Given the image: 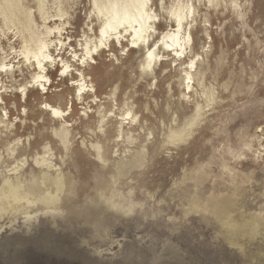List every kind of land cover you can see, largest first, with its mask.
I'll use <instances>...</instances> for the list:
<instances>
[{
  "label": "rangeland",
  "instance_id": "rangeland-1",
  "mask_svg": "<svg viewBox=\"0 0 264 264\" xmlns=\"http://www.w3.org/2000/svg\"><path fill=\"white\" fill-rule=\"evenodd\" d=\"M147 2L91 59L93 0H0V264H264V0Z\"/></svg>",
  "mask_w": 264,
  "mask_h": 264
},
{
  "label": "bare ground",
  "instance_id": "bare-ground-1",
  "mask_svg": "<svg viewBox=\"0 0 264 264\" xmlns=\"http://www.w3.org/2000/svg\"><path fill=\"white\" fill-rule=\"evenodd\" d=\"M147 3V0H93V7L97 13L102 16L103 25L97 33L98 41L95 46L93 48L89 47L87 42L83 45V49L85 51L84 56L93 59V53L99 48L103 49L106 47V43L110 39L111 42L114 41V39L119 41L120 38V41H122L127 37V42L131 44L128 49H139L141 45H144V41L151 34L150 28L152 27V23H154V20L149 13ZM173 18V30L165 33L161 39H159L158 47H163V50L165 49L166 52L171 51L174 57L185 58L184 52L188 46L190 36L189 34L186 35V33L181 35V31L184 27V19L182 15L176 13ZM48 46L49 45L45 42H39L31 50L27 49V47L24 48L22 53V58H24L25 61H28L33 66L36 65L35 69L39 72L33 78V83H38V86L41 87L42 90H45L46 82V77L43 75L45 72L44 68L52 59ZM73 54H75V52H73ZM52 60L54 61L55 59ZM145 60L146 65L149 68L151 64H155L157 61H161L163 59L155 53V50L149 49L145 54ZM60 61L63 62L62 59ZM193 65L194 60L189 62L188 67L192 68ZM70 68L71 66L68 65L67 62H63L61 71H63L62 73L64 74L71 71L69 70ZM186 76H188L187 73ZM187 79L190 78L187 77ZM79 86L83 88L84 84L82 83ZM82 90L84 89H79V91ZM46 108L48 112H51V115L57 118L64 116V112L59 108H55L50 105H46ZM11 192L12 190H9L5 195L8 197V195L12 194Z\"/></svg>",
  "mask_w": 264,
  "mask_h": 264
}]
</instances>
